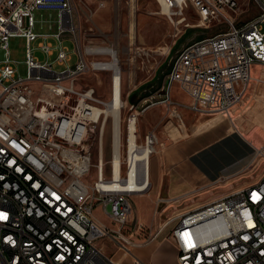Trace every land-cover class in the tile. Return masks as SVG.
<instances>
[{
  "label": "built area",
  "instance_id": "1",
  "mask_svg": "<svg viewBox=\"0 0 264 264\" xmlns=\"http://www.w3.org/2000/svg\"><path fill=\"white\" fill-rule=\"evenodd\" d=\"M20 2L24 0H0V106L4 107L0 115V264H122L120 257H131L139 264L134 249L140 243L126 232L133 213L131 198L139 195L143 179V169L127 170L131 118L119 136L120 146L124 140L127 151L121 174L134 171L136 182L132 186L130 182L115 184L114 168L108 178L102 157L95 166L97 178L92 183L85 181L92 168L91 150L83 140L92 123L87 98L93 89L81 86L80 81L88 70H102L105 60L91 62L83 48L81 4L76 0H31L33 10L26 12L24 22L14 24V7ZM254 2L259 9L254 18L239 25L230 21L226 32L182 47L175 55L168 79L177 78L181 93L200 84L216 90L215 100L201 101L199 97L196 106H188L189 111L229 110L240 101L253 68L264 67V0ZM196 5H204L201 17L206 23L220 15L229 20L225 12L236 11L239 0H196ZM36 10L57 13L56 32H36L37 25H44L36 24ZM27 32H36V40L44 41L32 46ZM65 33L74 42L72 50L65 44ZM12 37H23L28 43L25 75L11 59L8 43ZM48 38L57 44H50ZM199 45H207V52H199ZM56 47H64V54H57L53 61L35 55V50H41L51 56ZM232 50H241L237 63L229 62ZM73 53L90 61V69L71 64ZM218 57H227L223 71L200 69V60ZM173 89L168 88V93ZM66 98H74L75 109L64 110ZM43 99L59 100L58 114L43 112ZM174 118L183 120L182 115ZM134 131L138 142L137 125ZM158 144L153 129L137 149L151 146L152 157ZM256 159L264 160V146L256 149L254 162ZM109 189L123 193L124 208H114ZM163 203L158 199V204ZM97 207L109 223L95 215ZM168 238L178 250L179 264H264V174L246 187L184 213ZM105 241L113 245L112 254Z\"/></svg>",
  "mask_w": 264,
  "mask_h": 264
},
{
  "label": "rangeland",
  "instance_id": "2",
  "mask_svg": "<svg viewBox=\"0 0 264 264\" xmlns=\"http://www.w3.org/2000/svg\"><path fill=\"white\" fill-rule=\"evenodd\" d=\"M76 2L81 4L83 48L87 50L112 49L116 52L121 64L122 102L124 103L120 110L121 130L124 133L129 118L133 117L137 121L138 144L143 142L147 132L156 129L158 133L159 144L152 157V147H148L150 149L149 165L153 158L158 156V151L164 147L165 142L162 140V135L166 122L175 119L173 117H180L183 109L188 110V106H196V99L199 97L201 101H213L216 98V90H208V84H200V87H196L195 90H185L182 96L177 91L168 93V88L177 86V78L168 79V74L175 55H178V50L191 43L226 32L230 27V21L239 25L251 20L259 12L254 0H239V7L236 11L225 12L226 16L230 17L229 20L220 15L211 17V21L202 23L203 17L192 3H189L187 7L181 5L182 8L178 4L179 7L166 12L157 0H76ZM34 14L36 24H44L42 30L38 25L36 31L49 32V25L56 29L58 24L56 12L36 10ZM40 19H45L47 22L43 23L44 21ZM262 28L264 30V23ZM40 40L42 39L38 38L32 42V46H37ZM53 42L56 41L53 40ZM65 43L71 50L75 46L71 39L65 40ZM8 48L11 59L18 62L15 66L19 68L22 75H25L24 60L27 51L25 38H10ZM92 50L88 55L91 62L93 60L110 62L113 59L110 53L107 56H101ZM58 52L47 57L41 50H35V55L39 60L53 61ZM77 56L73 53L70 63H76V67L80 68V57ZM219 58L218 62L216 58L215 60L211 58V71L208 73L223 71V67L227 65V57ZM239 60H241V50H232L229 62L237 63ZM55 67L60 69L58 65ZM200 69L205 70L202 68V63H200ZM112 75L113 72L106 69L88 70L80 81L81 86L86 84L88 90L93 89L92 96L87 98V104L97 108H106V103L112 98ZM172 95L176 101L183 99L184 107H175ZM187 95L188 97L185 98ZM44 100L52 108L59 109V100ZM74 107L75 100L72 98L69 104L64 105V110L74 109ZM175 108H180V112L174 114ZM188 117L193 124L204 122L194 127L195 133L220 123H225L226 127L223 131L239 130L251 142L255 153L257 148L264 146V67L255 66L253 68L251 79L240 101L229 110L206 114L190 112ZM206 119L207 122H205ZM115 125V117L108 114L105 119L104 117L100 119L95 129L90 127L86 132L83 143L90 147L92 164L91 172L85 179L87 183H92L97 178L95 166L101 157L105 163L107 177H110L111 167H113ZM120 154H122L121 160H124L127 155L124 140L120 146ZM263 168L264 160L257 161L256 159L244 171L245 181L243 183L256 182ZM123 175L126 176V174ZM221 189V192L226 194L230 188L227 189L224 186ZM108 198L112 197L108 195ZM118 198L119 201H124L123 194ZM131 203L133 213L127 223L126 232L127 235H132L133 242L138 243L148 239L159 230H162L161 236L163 237L169 234L179 221L174 220L166 224V220L176 215V210L164 211L162 205L158 204V196L152 185L144 193L134 195ZM95 215L100 220L109 223L101 207L96 208ZM105 243L109 253L112 254L115 251L113 245L108 241ZM116 255L120 256V253L117 252Z\"/></svg>",
  "mask_w": 264,
  "mask_h": 264
},
{
  "label": "crops",
  "instance_id": "3",
  "mask_svg": "<svg viewBox=\"0 0 264 264\" xmlns=\"http://www.w3.org/2000/svg\"><path fill=\"white\" fill-rule=\"evenodd\" d=\"M40 20H43V23L47 22L45 19ZM43 26L39 25V29L42 30ZM48 27L49 32H36L57 31V27L56 29L51 25ZM41 39L38 44L44 41L43 38ZM64 39H70V34L65 33ZM53 40L55 39L48 38L46 41L56 45L57 41L53 42ZM60 48L56 47L53 54ZM199 52H207V45H199ZM216 61H220V58H216ZM200 63L202 68L211 71V58H204L200 60ZM175 91L182 96L177 86L172 92ZM172 98L174 106L184 107L183 99L179 98L181 101H176L173 95ZM190 112L192 111L183 109L182 121L175 118L166 122L162 135L164 147L150 162L151 184L158 199L162 198L164 202L162 204L164 211L176 210V215L169 219L179 220L184 213L207 205L250 184L243 183L244 171L254 162L255 153L247 137L239 130L223 131L226 127L225 123L195 133L194 127L204 122L193 124L188 117ZM207 121L206 119L205 122ZM263 174L264 168L261 170L260 177ZM224 186L227 189L230 188L226 194L221 192V187ZM161 232L140 241V245L134 249L139 264H179L176 246L168 238L169 234L162 237ZM120 260L122 264H136L131 257H120Z\"/></svg>",
  "mask_w": 264,
  "mask_h": 264
},
{
  "label": "bare ground",
  "instance_id": "4",
  "mask_svg": "<svg viewBox=\"0 0 264 264\" xmlns=\"http://www.w3.org/2000/svg\"><path fill=\"white\" fill-rule=\"evenodd\" d=\"M160 5H163V9L167 11H171L174 7H181V5H187L189 3H192L194 5V2L196 0H157ZM134 2V1H133ZM162 3V4H161ZM179 4V5H178ZM200 15H204V5H196L195 6ZM182 8V7H181ZM29 10H33V2L31 0H24V2H20L19 6L14 7V13H13V23L14 24H21L23 22V17L26 15V12ZM163 11V12H165ZM202 23L203 19H202ZM36 40V32H27V42H34ZM92 50V49H91ZM91 50H88V52H91ZM93 52H107L110 53L111 56H113L112 61L103 63V66H101L100 69L102 70H110L113 72L112 75V83H113V89H112V98L110 102L106 103V108H97L94 106L88 107L89 109V116L92 119V123L89 124L90 127L96 128L97 124L99 123L100 119L104 117V119L107 117L108 114L112 115L116 119V125L114 128V142H113V161L112 166L114 168L115 173V184H122V183H129L130 185L133 182H136V173L134 171H127L126 176L121 174V157L120 154V143H119V136L121 134V124H120V110L123 107L124 103L122 102V73H121V64L119 62V59L117 57V54L115 51L111 50H105V49H93ZM28 52V43H27V51ZM58 54H64V47H61L59 49ZM2 57V58H1ZM81 67L80 69H90V61H87L85 57H80ZM0 65H3V53L0 52ZM185 96V98H187ZM72 98H66L64 101V105L69 104L70 100ZM177 107V106H175ZM75 109V107H74ZM42 111L46 114H58V109L52 108L51 105L45 101L42 100ZM109 111V112H108ZM180 112V108H175L173 111L174 114H177ZM4 114V107L0 106V115ZM75 126L78 125V123H75V121H72ZM130 152L128 155V167L127 170H134L141 168L143 169V179L142 182L139 184L138 190L139 194L144 193L147 189H149L151 184L150 179V165L148 160V155L150 152V149L147 146L143 150L139 151L137 149V137L136 132L134 129H136V121L135 118L132 117L130 120ZM86 135V133H85ZM103 161V168H104V160ZM81 165V164H80ZM263 165V164H262ZM120 174V176H118ZM132 186V185H131ZM123 193H116V189H109L108 195L112 198H114V206L116 208H124V201H119L120 199L118 196L122 195Z\"/></svg>",
  "mask_w": 264,
  "mask_h": 264
}]
</instances>
